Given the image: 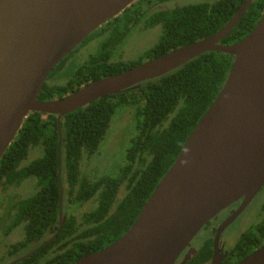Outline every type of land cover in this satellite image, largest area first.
<instances>
[{"label":"trees","instance_id":"1","mask_svg":"<svg viewBox=\"0 0 264 264\" xmlns=\"http://www.w3.org/2000/svg\"><path fill=\"white\" fill-rule=\"evenodd\" d=\"M173 0H136L117 16L93 30L69 52L46 77L38 99L61 97L90 80L123 71L144 60L157 57L171 48L207 37L222 27L244 0H195L157 9L155 4ZM146 13L148 26L160 23L157 42L135 60L113 61L115 50L124 44L133 25ZM264 10V0H252L242 18L220 42L234 43L253 29ZM89 52L79 60L69 56L84 45ZM233 56L219 51L203 52L170 71L144 80L116 94L101 96L61 117L30 112L24 118L11 143L0 157V193L18 186L29 176L36 177L31 195L21 196L9 207L15 214L9 222L23 224L18 249H26L32 240L46 233L53 239L17 264H30L46 249L53 262L72 264L97 251L122 235L136 218L155 185L172 165L200 116L219 92ZM131 110L136 134L125 149V161L115 175L88 173L84 156H94L108 133L115 112ZM60 142V182L64 222L59 231L58 145ZM33 147H42L41 155L23 161ZM120 186L123 187L118 196ZM91 203L82 214L69 212V204ZM81 220V221H80ZM80 221V222H79ZM264 231V221L260 225ZM210 241L191 260L198 262L210 255Z\"/></svg>","mask_w":264,"mask_h":264},{"label":"water","instance_id":"2","mask_svg":"<svg viewBox=\"0 0 264 264\" xmlns=\"http://www.w3.org/2000/svg\"><path fill=\"white\" fill-rule=\"evenodd\" d=\"M133 1L0 0V157L30 112L55 115L59 123L65 114L101 96L138 86L203 52L230 54L233 61L219 92L129 228L110 244L72 263L174 264L205 222L243 198L241 207L218 228L210 263L216 264L220 231L264 183V10L253 29L234 43L220 40L242 18L252 0H244L227 22L207 37L89 81L61 97L38 99L57 63ZM60 142L59 133L57 231L65 219ZM235 264H264V244Z\"/></svg>","mask_w":264,"mask_h":264},{"label":"flooded vegetation","instance_id":"3","mask_svg":"<svg viewBox=\"0 0 264 264\" xmlns=\"http://www.w3.org/2000/svg\"><path fill=\"white\" fill-rule=\"evenodd\" d=\"M172 2H177V0H173ZM150 5H151L150 7H154L155 5L157 9H163V8L170 7V6L162 7L166 5L164 3L160 5L154 3V5L152 4ZM173 6H177V5H173ZM149 8H148V5H145V4L142 5L141 10H143L144 15L141 17V19L138 22H136L135 25H133V31H132V33L134 32L135 34L140 35L137 38L143 41V45L148 44V43L150 44L153 41L151 39L147 43L146 34L150 30L160 28V32H161V29H162L160 23H157L152 26L147 25L146 11L147 9L150 10ZM124 44L121 45V47L118 48V50L116 49L115 52H113V56H112L113 61L135 60L140 55H142L144 51L147 50L146 49L144 51H141L140 54L133 59L124 58L123 52H122L123 47L125 46ZM152 46H150V48ZM84 84L86 83H83L82 85ZM118 122L119 124H117ZM115 124H117L116 129L119 132H117V136H115L113 140L112 139L108 140L109 139L108 133H109L110 126L111 125L115 126ZM110 126L108 129V133L106 134L105 138L102 141V144L100 145L101 146L100 149L96 152V154H94V156H92L93 159L96 160L95 161L96 163L98 162L99 155L100 156L101 154L104 155L105 150L104 148H102L103 146H126L127 148L128 146H130L131 138L136 134L135 123H134L133 116L131 114V110L127 108L125 109V107H122L115 112V114L113 115L112 121L110 123ZM129 128L133 129L130 135L128 134V131H127ZM125 149H123L122 151V154H121L122 158H120V156H117L115 161H113V163L115 162V165H113L114 169L111 166L110 172H109L108 171L109 168H106V171H105L106 173L115 175L117 172H119L120 166L125 161ZM95 156L97 158H95ZM113 163H111V165ZM99 166H101L100 168H102V162L99 164ZM103 167L105 168V166ZM95 168L96 167H94V172H95ZM96 172L99 174L98 170ZM120 188H122V186H120ZM262 189L264 192V183L262 184L260 189L257 191L259 195H260L259 192H261ZM257 193L241 209V211H239V213L235 215L233 219L230 220L229 223L226 224L220 231L219 237L216 241L217 244L215 247L216 248L215 260L217 261L216 264H235L240 259L247 256L248 254L253 252L255 249L259 248L262 244H264V231L260 230V225L264 221V196L260 199V201L258 202V205H256L255 208H253V205H254L253 199L258 195ZM258 197L259 196H257L255 200ZM15 200H13V202ZM242 201H243V198L237 199L236 201L230 203L229 205L219 210L212 218H210L207 222H205V224L199 229V231L194 235V237L188 242L185 248L178 254L176 260L174 261V264H210L212 261L213 255L215 253L214 239H215L219 226L223 222H225L228 218H230V216L233 215L235 211L238 210V208L241 207ZM86 202L88 201H85L79 205L69 204L68 210L74 207H82L83 205H85ZM89 209L90 207H87L84 210L82 209L79 214H82L88 211ZM15 211H16L15 207L10 208L8 205L0 206V264H11L14 261L15 262L12 264H17L25 257L30 256L28 253L31 252L30 254H33V252H35L36 250L41 249L45 245H47L48 242L43 244L41 247H39L43 242H45L48 238L51 237L50 234L46 233L41 239L37 241L32 240L26 249L19 250L17 247H18V242L23 238V224L12 225L10 229L8 228L10 219L15 214ZM209 241H210V249H211L210 255L209 256L206 255L205 259H201L198 262L191 260L192 257L196 256L198 251L202 247H204L206 243ZM22 256H25V257H22ZM52 257L54 256L52 255V252L50 251V249L49 250L46 249L43 252V254L38 255L35 260L32 259L29 262L30 264H52V260H51ZM18 258H21V259L17 260ZM61 261H59L58 263L54 261L53 264H63Z\"/></svg>","mask_w":264,"mask_h":264},{"label":"rangeland","instance_id":"4","mask_svg":"<svg viewBox=\"0 0 264 264\" xmlns=\"http://www.w3.org/2000/svg\"><path fill=\"white\" fill-rule=\"evenodd\" d=\"M193 1H195V0H177V2H170L169 4H166L162 7L179 5L182 3H188V2H193ZM153 9H155V8L153 7ZM157 32H158V34H157ZM146 35H147V43L151 39L153 41L150 44L148 43V44L143 45V41L141 39L137 38L140 35L135 34L134 32L133 33L131 32L130 35L127 37V39L124 41L125 46L123 47V50H122L123 57L133 59L136 56H138L141 51H144V50L150 48V46H152L154 43L157 42L159 35H160V28L150 30ZM121 45H123V44H121ZM90 47H92V46L89 44L80 47L75 53H73L71 56H69L66 61L68 62L70 59L74 58V56L76 58H78L79 60H82L87 55V53L89 52ZM117 124H119V122ZM117 124H115V126H113V125L110 126L109 133H108V135H109L108 140H111V139L113 140V138L115 136H117V132H119L116 129ZM120 125H121V123H120ZM127 131H128V134L130 135L132 133L133 129L129 128ZM126 134H127V132H126ZM122 145H124V144H122ZM102 148H104L105 152H104V155L103 154H101V156L99 155L97 163L95 162L96 160L93 159V157L84 156L82 166H83V169L85 171H87L88 173L91 172L93 174L94 173V167H96L95 173L97 170L99 173H103L106 171V168H109L108 171L110 172V167L111 166L113 167V165H115V162L113 163V161H115L117 156H120V158H122L121 154H122L123 149L126 148V146H103ZM41 153H42V147H40V148L39 147H33L29 150L27 157L23 161L26 164V162L28 163L30 160L41 155ZM96 156H95V158H97ZM91 158H92V160H91ZM99 162L100 163L102 162V168H100L101 166H99V164H100ZM111 163H113V164L111 165ZM103 166H105V168ZM113 169H114V167H113ZM34 181H36V177L29 176L26 179H24L22 182H20V184L18 186L9 187L4 192L0 193V206L8 205V199H10V198L15 200V199L20 198L21 196H25V195L29 196L32 193H34L36 191L34 189ZM122 192H123V187L120 188L118 196H121ZM259 193H260V195L257 193L258 194L257 196H259V197L255 200V198L257 197L256 196L253 199V204H254L253 208H255V206L258 205V202L264 196L263 189ZM87 207H90L89 201L86 202L85 205H83L82 207H74L72 209H69V212L73 213L74 215H77V213H78V215H79L81 210L82 209L84 210Z\"/></svg>","mask_w":264,"mask_h":264}]
</instances>
